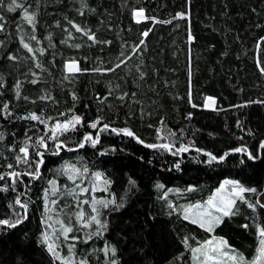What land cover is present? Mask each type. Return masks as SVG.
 Here are the masks:
<instances>
[{
    "label": "trees",
    "instance_id": "16d2710c",
    "mask_svg": "<svg viewBox=\"0 0 264 264\" xmlns=\"http://www.w3.org/2000/svg\"><path fill=\"white\" fill-rule=\"evenodd\" d=\"M11 3L0 4V220L22 222L0 226V264H63L64 258L87 264H195L193 247L213 235L251 260L264 228V208L248 207L258 199L264 204V0H15L21 7L8 11ZM25 9L35 14L34 29L24 19ZM140 9L142 19L134 16ZM72 25L94 34L95 42ZM21 38L34 50L45 49L37 53L40 68ZM122 54L121 67L104 71ZM71 60L81 68L74 75L65 70ZM45 95L50 99H39ZM209 97L214 108L205 106ZM30 113L45 123L21 118ZM73 114L82 123L59 135L67 148L53 154L54 142L48 140L40 178L23 175L13 184L8 173L30 170L16 162L27 138L32 137L34 166L35 141L50 134L56 120ZM97 119L98 128L106 123L109 129H92ZM125 128L144 143L111 131ZM86 134H99V142L78 148ZM165 143L174 147L146 146ZM181 146L188 151L177 152ZM205 153L229 155L209 163ZM65 165L80 170L74 180ZM228 178L256 189L236 200L234 215L224 216L212 231L184 218V206L206 200ZM49 181L59 190L55 195ZM80 210L85 216L78 221ZM92 215L103 228L95 222L84 226ZM58 221L73 229L68 239ZM49 243L61 259L48 251Z\"/></svg>",
    "mask_w": 264,
    "mask_h": 264
},
{
    "label": "snow or ice",
    "instance_id": "6c2138e0",
    "mask_svg": "<svg viewBox=\"0 0 264 264\" xmlns=\"http://www.w3.org/2000/svg\"><path fill=\"white\" fill-rule=\"evenodd\" d=\"M3 3V0H0V4ZM21 7V5H18L15 3V0H12V3L8 6V11H15L16 8ZM143 15V9H140L139 11H135L134 10V16H142ZM3 17H0V20H2ZM24 19L27 21V23L29 25L33 26V29L35 28V14H29L28 11L25 9L24 10ZM139 22V21H137ZM72 27L75 29L76 32H80L83 35H85L89 40L95 42V35L90 33L88 30L81 28L79 25H72ZM0 30H3V25L0 24ZM147 32L143 33V36H147ZM72 33H69V36H71ZM32 40H36V37L33 35L31 37ZM2 43V42H0ZM21 43L24 49H26L28 51V53L32 54V59L34 61H37L35 63V67L36 68H40L41 65L38 62V56L37 53H39V55H42L45 51L44 48H38V49H33V47L30 46L29 43H25L23 41V38H21ZM144 43L143 40L140 41V44L142 45ZM76 48H79L80 45L77 44L75 45ZM139 47V45L134 46L132 51L136 52L137 48ZM9 59L15 60L16 57L15 56H10ZM125 63V58L122 57L120 59V62L117 63L114 67H109L107 69H105L104 71H108V72H112L115 71L117 68L121 67L122 64ZM65 70L69 73V74H76L79 73L81 71V68L79 67V63L78 61L75 60H71V61H66L65 62ZM94 71H101V69L97 68L94 69ZM262 72H264V68L261 69ZM32 75L35 77L37 74L35 72L32 73ZM141 76H143V73H141ZM65 79H69V76H65ZM31 83L36 84L38 83V79H33L31 81ZM20 83H17L16 86V96L17 98H20ZM111 94V93H110ZM25 100H27V97H24ZM39 99L41 100H47L50 99L49 96H41ZM73 99H75V96H73ZM120 99H123V96L120 97ZM209 101H212L213 98L209 97L207 98ZM206 107L209 105H205ZM8 104H4L3 105V109L6 111V114L8 116H11V112H7L8 109ZM61 115H64L63 113ZM22 119H30L33 121H39L40 123H45V120L42 119L40 116H38L36 113H30L28 116L26 117H21ZM49 120H52L53 118L49 117L47 118ZM82 123V117L79 115H75L73 114L71 116L70 119L66 118L63 121H59L56 120L52 126L49 129V133L50 134H46L43 136H40L36 141H35V145L39 146V148H43L44 151H39V148L36 151V156L39 157L38 160L35 161V164L33 166V162L31 161V153L29 152V142L32 141V137H28L27 140L24 143L23 147L19 148V153H21L22 155H17L16 156V162L17 164L23 163L24 165H27L28 168L30 169L27 172L24 173H20L17 171H12L10 173H8V176H10L13 179V184H15V182L17 180H20L22 178L23 175H27L30 176L33 179H39L40 178V166L43 164V156L44 153L46 151H48V140H51L54 142V147H55V152L53 154H59V151L62 149H66L67 145L64 144L62 141L59 140V135L66 133L70 130H73L76 128L77 125H80ZM101 124V119H97L96 121L92 122L89 126L92 129H98V132L100 131H105L109 129V125L108 124H103L102 127L98 128V125ZM111 131L113 132H117L119 133H123L124 135H127L129 137H134L137 139V141L141 144H143L144 142L142 140L139 139V137H135V133H133L130 129H111ZM170 135H174V133H170ZM3 139V134L0 133V140ZM99 142V134H97L95 137H93L91 134H86L83 138V141L81 143H79L77 145L78 148H83L85 146L86 143H91V145L93 147H95V145ZM149 148H163L166 150H171L174 145H170V144H148L146 145ZM262 147H264V144L261 145ZM68 150H72V149H68ZM184 151H188V148L185 146H181L179 149H177V152H184ZM200 151V150H197ZM236 153L242 152V151H246V149H241V148H236L233 150ZM176 154V153H173ZM205 155H207L209 157V163H211L212 161L215 160H224L229 153H224V155L220 156V157H216L214 156L212 153H205ZM249 157H251V154L249 153ZM8 168H13L12 164L7 165ZM178 167V165H177ZM64 171L66 174H68V179L69 180H74L75 176L79 174V169H76L74 165H65ZM85 171H87V169H85ZM71 173V174H69ZM98 179L100 178L101 174L100 173H95L94 174ZM4 176L0 175V180H3ZM49 184H51L52 187V195H55L57 191H59L56 187H55V181H49ZM227 184H232L233 188L232 191L228 194V197L226 198L224 195H221V193L224 191L225 185ZM79 187V186H77ZM159 187V185H158ZM3 190L7 191V188L5 187ZM193 189H189V191H192ZM81 192H86L88 191L87 189H80ZM75 192V189H73V193ZM245 192H256V189L254 188H245L242 185H239L238 182H234V181H225L224 184H222L220 186L219 189H217V193L216 195H214L213 197H211L208 201H207V207L201 212V211H197L193 213L194 218L191 220V222L193 224H199V226L201 228H204L205 225L207 224V230L208 231H212L213 228L215 226H217L221 221L222 218L224 216H229V215H234L235 212L233 211V206L236 202V198H239L240 200H244V196L242 195ZM44 199H45V209L46 211L48 210V204H49V190H45L44 193ZM246 202V201H245ZM16 203L20 205L21 208H25L26 209V205L21 204L20 200L17 199ZM50 203L55 204L56 201L55 200H51ZM83 203H87V201H84ZM95 203H97L96 201H93V207H92V211L95 213L97 212L96 207L94 206ZM98 203L103 204L104 207L108 206V202H104V201H100ZM257 206L264 208V204H262L260 202V200L258 199L256 201V204H248L249 208H253L255 209ZM77 207L79 208L80 205L78 204ZM209 209H214L215 211H210ZM222 214V215H221ZM76 218L77 220H83L85 213L83 210L78 211L76 214ZM185 219H188V215H185L184 217ZM22 220L21 219H17L15 221V223L11 222L8 219H2L0 220V226H7L9 228H14L16 227L19 223H21ZM91 222H95L100 228H103L104 225L101 224V222L97 219L96 215H92L88 222L84 225V226H89ZM58 223L60 224V232L61 234L64 235L65 239H68V233H71L73 231V229L69 226H66L64 224L63 221H58ZM49 227H51V225H48ZM244 227H247V225H244ZM99 231V229H98ZM260 236L262 237L261 241H260V256L258 257L259 260H261L262 262H264V228L260 229ZM71 239L73 241L79 240V237L73 236L71 237ZM88 239H91V235L88 236ZM48 241V236L45 234L44 235V241L43 242H47ZM85 242H87V240H85ZM208 244H211L212 242L209 241L207 242ZM75 245L72 244L69 247V251L71 252L72 248H74ZM223 247H228L227 246V241H224L223 239H221L218 242V246L214 249H212V251L214 253H219L220 255H228V252L225 251H221V248ZM48 251L53 253V255L56 257V259H61L59 257V255L56 252V249L53 247L52 244H48ZM107 252V249L105 250ZM201 249H193V252H200ZM232 251V255L229 256V259L233 262V264H244V258L242 255L236 254L235 250H231ZM206 261L208 260H213L214 256H209L207 255V252L204 253ZM63 264H87L86 260H79L76 261L74 258H64Z\"/></svg>",
    "mask_w": 264,
    "mask_h": 264
},
{
    "label": "rangeland",
    "instance_id": "374dc122",
    "mask_svg": "<svg viewBox=\"0 0 264 264\" xmlns=\"http://www.w3.org/2000/svg\"><path fill=\"white\" fill-rule=\"evenodd\" d=\"M143 17H144L143 15L142 16H137L138 19H142ZM206 100H207L206 104L209 105V106H207L208 108H214L215 107V99H212V101H209L208 99H206ZM225 181L238 182L237 180L231 179V178L224 179L221 182V184L217 187V189H219L220 186L222 184H224ZM239 185H241V184L239 183ZM232 188H233L232 184L225 185L224 191L221 193V195H224L227 198L228 194L232 191ZM217 189L206 200L200 201V202H196V203H193V204H187L186 206H184L182 215L184 217H185V215H188V217H189L188 220L191 221L194 218V216H193L194 212H197V211H201L202 212L207 207V201L211 197L216 195ZM238 199L239 198H236V200H238ZM209 210L210 211H215L214 209H209ZM207 227H208V225L206 224L204 228L207 229ZM260 229H261V227H260ZM260 229H259V233H260ZM221 239H223V238L213 235L208 240H206V241L202 242L201 244L193 247V249H201L200 252H196V253H194L193 249H192V258H193L194 263L195 264H233V262L229 259V256L233 254L232 251H231L233 249L229 246L228 243H227L228 247L221 248V251L228 252V255H220L219 253H214L212 251V249H214V248H216L218 246V242ZM261 239H262V237L260 236L259 237V244H258L257 251L255 253V256L251 260H247V259H245L243 257L244 258V264H264V262H262L261 260L258 259V257L260 256V251L259 250H260V247H261V245H260ZM223 240L226 241L225 239H223ZM209 241H211L212 243L208 244L207 242H209ZM205 252H207V255H209V256H214V259L206 261V258H205V255H204ZM235 253L239 254L237 251H235Z\"/></svg>",
    "mask_w": 264,
    "mask_h": 264
}]
</instances>
